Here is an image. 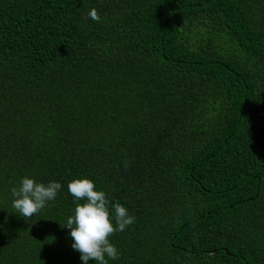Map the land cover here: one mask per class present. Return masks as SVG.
I'll list each match as a JSON object with an SVG mask.
<instances>
[{
    "label": "trees",
    "instance_id": "16d2710c",
    "mask_svg": "<svg viewBox=\"0 0 264 264\" xmlns=\"http://www.w3.org/2000/svg\"><path fill=\"white\" fill-rule=\"evenodd\" d=\"M85 178L135 217L108 264H264V0H0V264H83Z\"/></svg>",
    "mask_w": 264,
    "mask_h": 264
},
{
    "label": "clouds",
    "instance_id": "9594fccd",
    "mask_svg": "<svg viewBox=\"0 0 264 264\" xmlns=\"http://www.w3.org/2000/svg\"><path fill=\"white\" fill-rule=\"evenodd\" d=\"M88 17L93 21H100L95 8H92L84 19ZM61 187L59 182L51 181L45 185L24 177L20 180L19 187L10 189L14 197L12 206L21 217L28 220L40 212L49 201L54 200ZM67 188L76 203L63 228L70 230L74 241L71 247L80 253L83 264H88L90 260H94L96 264H108L109 259H119L120 253L110 242V237L132 225L135 217L118 201L111 203L110 211V201L106 193L95 190L96 185L90 179H73Z\"/></svg>",
    "mask_w": 264,
    "mask_h": 264
}]
</instances>
